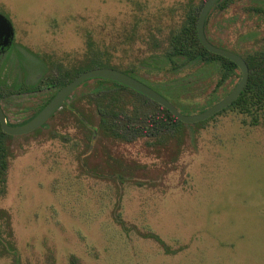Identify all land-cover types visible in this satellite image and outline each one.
Wrapping results in <instances>:
<instances>
[{"label": "rangeland", "instance_id": "rangeland-1", "mask_svg": "<svg viewBox=\"0 0 264 264\" xmlns=\"http://www.w3.org/2000/svg\"><path fill=\"white\" fill-rule=\"evenodd\" d=\"M203 1L0 0V13L23 43L24 65L35 64L31 52L48 72L78 67L90 40L95 52L127 68L160 59L187 11ZM260 1L215 9L209 36L241 56L258 49L264 23L250 7ZM141 77L154 85L171 78L161 70ZM216 82L217 75L207 91L196 86L192 95L202 101ZM71 101L42 129L7 141L0 210L10 217L23 264H264V115L254 124L227 110L197 126L172 160L145 139L101 140L88 149L87 128L67 110ZM76 107L83 118L93 115L83 97ZM117 171L141 185L119 181ZM118 203L129 226L156 233L178 252L123 231L113 217ZM0 230L8 238L6 217ZM0 264H12L11 255L0 250Z\"/></svg>", "mask_w": 264, "mask_h": 264}, {"label": "trees", "instance_id": "trees-1", "mask_svg": "<svg viewBox=\"0 0 264 264\" xmlns=\"http://www.w3.org/2000/svg\"><path fill=\"white\" fill-rule=\"evenodd\" d=\"M205 2L206 0L200 6L191 7L187 11L184 24L171 34L168 48L160 59L143 58L136 66L124 68L122 65H116L118 66L116 67L111 56H103L100 52H95L93 43L89 40L87 54L83 62L78 67H72L69 70L63 66H55L53 71L49 72L50 76L47 78L46 86H53L58 91L87 70L111 67L140 80L151 88L152 86L158 87L160 91L152 89L169 100L183 114L189 115L207 110L223 100L234 89L238 83L235 80H240L241 73L235 63L223 56L209 52L200 42L197 35V21ZM233 2L234 0L218 1L206 17L204 30L210 43L240 55L234 48L215 42L208 34L209 21L213 11L215 9L224 11ZM250 8H252V13L264 23V0L253 4ZM252 36L251 33L248 38ZM29 54L33 61H38L35 59L37 54L31 52ZM242 57L249 67L248 83L238 99L215 116L227 110H233L252 116L255 124L264 115V42L258 45V49H254ZM39 61L44 62L41 57ZM87 61L89 65L86 67ZM160 70L171 77L167 82L154 85L141 77V73ZM215 75H217V82L214 91L202 101L195 99L192 95L194 88L200 86L207 91L208 83ZM229 82L234 84L227 88ZM218 91L221 92L220 95H218ZM52 97L53 94L49 95L44 103H47ZM82 97L87 100L93 111V115L86 118L82 117L76 107V103ZM70 98L72 101L67 105V110L77 116L87 128L88 149L101 140L132 143L139 139H145L146 143L153 148L152 151L165 153L170 159L175 160L181 151V144L191 138L193 130L215 117L198 123V125L182 123L170 111L150 98L122 84L100 78L85 81L70 94L68 99ZM54 115L55 113L49 120ZM18 137L7 135L0 128V198L6 192L9 169L10 148L7 141ZM115 174L119 181L124 177V181L129 180L141 185L140 181L134 179L132 175H122L118 171ZM3 217H6L8 238L3 237L0 230V250L2 254L11 255L12 264H23L13 240H11L13 233L10 229V217L5 211L0 210V219ZM113 217L126 233L133 231L140 237L155 241L166 254L178 252V249L171 248L156 233L148 230L140 231L135 226H129L120 213V203L116 206Z\"/></svg>", "mask_w": 264, "mask_h": 264}, {"label": "water", "instance_id": "water-1", "mask_svg": "<svg viewBox=\"0 0 264 264\" xmlns=\"http://www.w3.org/2000/svg\"><path fill=\"white\" fill-rule=\"evenodd\" d=\"M220 0H206L204 3L197 21V35L202 43V45L211 53L223 56L233 63H235L241 73V79L235 88L220 102L216 103L212 107L207 110L200 112L195 115H186L183 114L175 105H173L169 100H167L164 96L159 94L157 91L141 82L140 80L123 73L119 70L102 67V68H94L87 70L77 77H75L70 83L62 87L57 94L53 97V99L31 120L27 123L20 126H9L5 115L0 107V125L2 130L10 136H23L29 134L39 127H41L47 120L55 113L57 109L61 107L63 102L67 97L82 83L91 79H107L119 84H122L126 87L133 89L134 91L150 98L151 100L158 103L163 108L170 111L179 121L185 124H196L203 122L219 112L225 110L229 106H231L240 96V94L244 91L246 84L249 80V67L244 58L239 56L238 54L216 47L212 43H210L205 35V20L210 12V10L214 7V5ZM0 34H4L6 38L10 40L13 37V27L11 22L0 13Z\"/></svg>", "mask_w": 264, "mask_h": 264}, {"label": "flooded vegetation", "instance_id": "flooded-vegetation-1", "mask_svg": "<svg viewBox=\"0 0 264 264\" xmlns=\"http://www.w3.org/2000/svg\"><path fill=\"white\" fill-rule=\"evenodd\" d=\"M15 35L17 34L14 30V36L9 40L4 34H0V107L8 125L13 127L23 125L35 117L60 90L56 91L53 86H46L45 83L50 73L45 62L39 61V56L35 57L38 59L35 64L24 65L23 51L25 48ZM36 63H39L41 70ZM52 94L53 97L44 103ZM67 100L68 97L61 107ZM47 122L35 132L45 127Z\"/></svg>", "mask_w": 264, "mask_h": 264}]
</instances>
